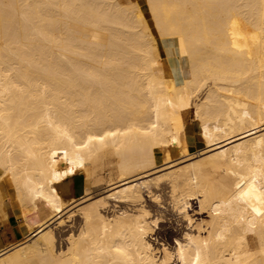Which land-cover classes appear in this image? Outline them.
I'll use <instances>...</instances> for the list:
<instances>
[{"label": "bare ground", "instance_id": "bare-ground-1", "mask_svg": "<svg viewBox=\"0 0 264 264\" xmlns=\"http://www.w3.org/2000/svg\"><path fill=\"white\" fill-rule=\"evenodd\" d=\"M146 1L153 27L138 0H0V210L26 227L0 264H264V0ZM189 114L209 149L175 166ZM112 153L109 197L168 169L175 246L144 204L109 218L98 197L58 250L69 180Z\"/></svg>", "mask_w": 264, "mask_h": 264}, {"label": "rangeland", "instance_id": "rangeland-1", "mask_svg": "<svg viewBox=\"0 0 264 264\" xmlns=\"http://www.w3.org/2000/svg\"><path fill=\"white\" fill-rule=\"evenodd\" d=\"M138 1L141 3L142 9L148 19V22L153 27V19L149 11L147 1L146 0H138ZM186 132H187L188 145H189L188 148L190 152L194 153V157H192L190 160L187 159L186 157H184L186 158L185 160H182L184 158L178 159L177 161H175L177 162L175 166L177 165L180 166L179 164L181 163H182L181 166L183 165L185 166V164H189L190 162H192V159L194 161L195 159L202 156L201 154H203L205 152V149L208 147L200 134L199 122L197 120L192 119L191 114L186 116ZM112 154L104 155L96 159L94 162H89V163L87 162L85 167L83 168V172L78 173L69 180L68 182L69 187L67 188V191H65L64 196L65 198L71 199L73 201L67 203V205L68 204L72 205L73 203H79V201L80 203L75 205L73 204V207L68 205L69 207L67 206L66 211L64 210L65 212H63L61 216L55 218L56 222H58L61 219L63 220L67 218V215L71 212V210L77 209L76 212H74V216H72L68 221L65 220L63 222L59 221L58 223L59 225H56L55 223H51L49 225V227H52V229L54 230V234L56 235L57 238L56 247L58 248V250L66 249L67 245L69 244L68 238L70 237V233L71 235L72 234L77 235L76 233H78L79 229L81 228L80 226L83 223V216L78 209L87 206L92 202H95L96 198L98 197L101 198L105 197L106 202H105V206L102 207V212L106 214L109 218H113V216H116V214L122 212L123 210H129L134 212L144 204L146 207L150 209V212H152L151 216L153 217L155 215H156L155 217L161 216L160 217V219H162L161 224L160 222H158L157 226H155L154 228V231L158 236L159 241L164 240L163 242L166 241L168 242L170 240L169 243H172V245L175 246V243L173 242L174 236L183 234L185 230L184 228L187 218L183 216L182 211L179 209L178 205L173 200L169 179H164L160 183H155L154 182L155 179H153V177L156 176L158 172L160 174L163 171L162 172L163 174L168 169H160L157 167V170L155 169L154 172L150 171L149 173L150 174L149 177L152 178V180L148 179L146 183L138 184V185H142L141 190H143L145 194L142 201L121 200L122 198L120 197L122 196L120 192L118 194H115V197H109V191L110 192L113 191L112 190L113 188L110 190V188L113 186L110 185L111 179L113 180L112 182H118L119 180V174H118L119 171H117L118 169L116 166L118 165L117 163L118 161L116 160L117 157L116 155L114 154L112 155ZM159 174H157V176H159ZM86 183L88 187L91 188L90 189L91 191L89 190V192H91V198H90L92 199L91 202H88L90 200L89 198H87L88 200L87 199L83 200L84 198L82 199L81 197L86 193V189H85ZM116 188H118L119 191L123 188L125 190V186L115 187L114 190ZM146 188L152 190V192L150 193L151 195L147 193ZM154 194L158 196L157 200L154 198L155 196ZM152 195L154 196L151 197ZM99 199H97V201ZM85 201L87 202L86 204ZM7 202L10 207H13L15 210H17L15 222L12 225L15 226L17 224L21 228H23L26 232L24 217L22 213L19 211V208L12 200H7ZM81 202L84 204V206H81L82 204ZM77 205L78 206L80 205L81 207H78ZM24 235L25 234L21 235V237H23ZM20 242L21 241L17 240L15 243L8 245L9 249H13L17 247Z\"/></svg>", "mask_w": 264, "mask_h": 264}, {"label": "crops", "instance_id": "crops-1", "mask_svg": "<svg viewBox=\"0 0 264 264\" xmlns=\"http://www.w3.org/2000/svg\"><path fill=\"white\" fill-rule=\"evenodd\" d=\"M4 210L5 212L0 210V247L15 243L25 233L19 225H12L15 222L17 210L10 207L7 201L4 203Z\"/></svg>", "mask_w": 264, "mask_h": 264}]
</instances>
